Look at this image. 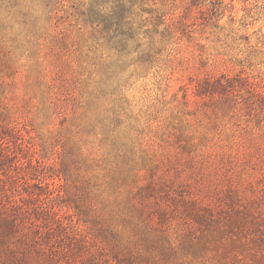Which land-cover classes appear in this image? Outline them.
Masks as SVG:
<instances>
[{
	"label": "rangeland",
	"instance_id": "1",
	"mask_svg": "<svg viewBox=\"0 0 264 264\" xmlns=\"http://www.w3.org/2000/svg\"><path fill=\"white\" fill-rule=\"evenodd\" d=\"M89 1L0 0L1 123L20 126L25 138L32 136L51 152L47 162L57 166L55 151L62 146L54 143L61 137L65 141L67 126H91L117 108L140 182L146 167L157 162L159 171L180 175L194 191L207 182L227 189V175L247 189L260 180L263 187V173H251L243 156L239 160L229 156L230 137L243 132L246 118L214 115L211 110L187 112L181 101L184 91L188 99L196 100L193 94L200 78L220 74L242 77L264 91V0H221L228 8L218 27L192 25L186 33L176 32L162 42L152 31L155 10L169 12L176 1L143 0L131 17L144 24L141 34L128 41L121 57L85 20ZM143 30L152 31V38ZM60 104L67 111L65 117L56 115ZM193 107L191 103L189 109ZM249 127L245 132L264 145V122L261 127L249 122ZM93 129L90 136L84 135L88 140L99 132ZM165 141L163 151L159 144ZM91 150L97 164L89 174L108 207L103 216L121 229L109 209H116L114 200L122 197L123 189L109 185V165L99 159L96 145ZM67 190L77 193L73 183ZM97 226L92 221L78 223L79 229ZM257 247L237 258H224L217 254L221 245L210 240L203 258L191 259L189 254L186 259H191L189 264H264V245Z\"/></svg>",
	"mask_w": 264,
	"mask_h": 264
},
{
	"label": "trees",
	"instance_id": "2",
	"mask_svg": "<svg viewBox=\"0 0 264 264\" xmlns=\"http://www.w3.org/2000/svg\"><path fill=\"white\" fill-rule=\"evenodd\" d=\"M142 1L88 3L85 20L118 57L125 53L128 41L141 34L144 24L131 17ZM175 1L169 12L155 10L152 31L159 33L160 42L176 32L186 33L192 25L218 27L228 8L221 0ZM152 31L143 33L151 37ZM193 95L196 100L188 99L185 91L182 95L187 112L211 110L214 115L246 118L243 132L230 137L229 156L237 160L243 156V163L254 170L251 173L261 172L264 179V145L245 132L251 129L249 122L255 127L264 122V91L242 77L220 74L200 78ZM60 106L56 115L65 117L67 111ZM122 126L117 108L91 126H67L65 141L61 137L54 143L62 146L55 151L58 165L51 166L47 162L51 152L43 144L33 142L32 136L25 138L20 126L0 121V264H189L191 259L203 258L210 240L221 245L217 254L224 258H237L264 245L263 180L258 185L249 183L247 189L227 175V189L207 182L194 191L180 175H166L159 171V163L151 162L140 182L133 152L129 155L132 144L128 147ZM90 128L99 130L92 140L87 138ZM167 143L159 147L164 151ZM94 145L101 150L99 159L112 171L109 185L123 189L122 197L114 200L116 209H109L121 229L111 217L103 216L108 207L89 174L96 163L91 157ZM70 183L77 193L68 192ZM89 221L98 225L95 230L78 228L79 222ZM189 254L191 259H186Z\"/></svg>",
	"mask_w": 264,
	"mask_h": 264
}]
</instances>
